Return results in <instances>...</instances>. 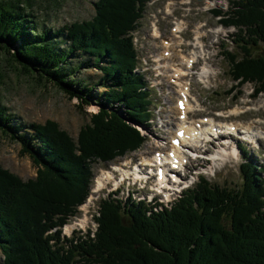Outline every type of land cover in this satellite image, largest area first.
I'll return each instance as SVG.
<instances>
[{"label": "trees", "instance_id": "16d2710c", "mask_svg": "<svg viewBox=\"0 0 264 264\" xmlns=\"http://www.w3.org/2000/svg\"><path fill=\"white\" fill-rule=\"evenodd\" d=\"M36 2L0 0V52L24 74L78 100L79 109L96 104L99 111L74 140L54 121L25 125L0 104V135L20 144L38 168L35 179L23 181L0 165L3 264H264L263 168L247 162L240 189L201 177L160 211L108 198L95 238L62 240L56 229L89 197L93 163H112L146 141L136 125H150L154 102L136 72L133 33L148 0H98L92 20L58 30L36 17ZM228 16L223 24L246 35L237 43L241 59L225 53L231 73L242 85H258L257 95L264 91V55L253 57L250 49L264 46V0H240ZM84 69L103 76L91 86Z\"/></svg>", "mask_w": 264, "mask_h": 264}, {"label": "rangeland", "instance_id": "374dc122", "mask_svg": "<svg viewBox=\"0 0 264 264\" xmlns=\"http://www.w3.org/2000/svg\"><path fill=\"white\" fill-rule=\"evenodd\" d=\"M239 1L148 0L146 3L139 28L133 33V37L138 52L137 72L144 75L153 93L152 120L146 127L136 125L146 139L141 149L109 164L93 163L94 175L92 189L90 188L91 195L86 204L81 207L79 214V217L82 216V218L86 214L88 215L89 229L95 230L97 227L93 216H97L102 200H107L112 191L111 187H108L107 190H102L107 186L99 189L97 187L98 175L103 173L104 169L107 170L112 164H119L133 157L151 156L153 153L159 152L158 147L150 148L155 139L164 138L162 145L166 146L168 151L171 149L170 140L173 134L165 135L167 132L165 122H168L166 118L169 113L171 115L178 112L179 108L176 102L179 97L173 93L169 77H166L164 73L165 68L160 66L162 62H158L156 59L165 47L163 43L172 39L175 34L173 28L176 27V22L184 24L183 31L176 34L182 41L180 47L176 49V53L180 52L190 57L192 50H195L194 46H199L196 43L198 42L196 41V31L199 28L202 35L200 41L204 45L205 54L203 53L200 62L195 65L193 73L197 74L205 62L213 70L208 85L200 84L196 77L192 79L190 101L194 110L199 109L202 112L193 113L195 116L191 114L189 117H195L194 120L209 119L214 117L217 111H220L219 113H222L224 118L218 120L241 125L256 123L258 127L264 129V91L255 95L258 85L249 82L242 85L240 81H235L225 54L233 52L238 55L239 59L244 55L237 43L246 37L245 33L240 34L237 28H227L222 23V20L229 18L228 14L235 9V3ZM96 2L98 0H37L35 4L36 17L40 21H45L47 28L58 30L76 22L92 20L95 16L94 5ZM209 2L213 9L207 8ZM183 3L187 4L184 6ZM220 11L221 15L216 13ZM157 34L158 38H156ZM66 46L67 44H64V47ZM198 51L201 52V49L199 48ZM250 51L253 57L264 55V46L251 48ZM174 59L175 64L180 62L179 58ZM102 76V73L95 69H84L81 72V77L86 79L91 86L97 84ZM103 91L105 89L100 87L96 90L97 93ZM169 97L172 98V103H169ZM0 104L25 125H44L48 121H54L74 140L78 139L82 128L90 125L92 115L99 111L96 104L86 106L84 110L79 109L81 103L78 100L69 99L63 92L44 80L38 79L36 75L24 74L21 68L12 62L10 56L4 52H0ZM131 127L134 126L131 125ZM237 140L238 138L235 137L237 145L235 142H231L233 145L231 144L230 151H232V147L238 148L240 144L242 151L238 150L237 155L231 154L230 160H216L215 163L206 160L189 163L188 170L193 173L195 167V175L188 178V187H193L199 182L200 177H204L212 185L240 189L244 182L242 173L244 162L263 168L260 184L264 185V139L256 144H245L247 147ZM219 142L215 141L212 145L209 144L207 150L212 154L217 152L215 149L219 150ZM202 154L204 155V152ZM206 158L209 159L208 155ZM0 165L23 181L35 179L38 174V168L35 167L32 160L22 154L21 145L3 135H0ZM179 195L171 194L169 202L158 200L156 204L170 208L171 202ZM120 197L126 198V191L119 194L118 198ZM82 234L86 235L87 233L83 232ZM91 237L95 238L92 235ZM3 261L4 257L0 250V264H3Z\"/></svg>", "mask_w": 264, "mask_h": 264}, {"label": "bare ground", "instance_id": "6f19581e", "mask_svg": "<svg viewBox=\"0 0 264 264\" xmlns=\"http://www.w3.org/2000/svg\"><path fill=\"white\" fill-rule=\"evenodd\" d=\"M212 2V1H211ZM175 4V3H174ZM211 4L210 2L207 3V7H210ZM171 11V10H170ZM184 29V24L181 22L176 23V28L173 30V33H175L169 41H163V46L164 49L160 54L158 55L156 61L162 62L160 63V66L165 68V74L166 77H169V84H171L173 87V93L174 95H178V99L176 102V105H178V101L183 103L185 105V110L181 111L178 110L177 113H172L167 116L166 119H168V122L166 123V131L165 135L168 136V134H173V138L177 137L180 140V145L179 146H173L169 150L172 152L171 154H167V156L170 158V162L167 158L165 157V162L170 163V166L168 169H166L163 174H162V179L160 184H163L166 181V175L168 171H171V173H177L176 171L183 168V163L185 162V157L181 156L183 152H185L186 148H191L193 147L192 144L196 142H200L201 139H213L214 137L217 136L218 131L216 126V121L214 119H204L200 118L198 120H194L195 117L191 116L196 110H194V106L192 105L190 101V95H191V82L192 79L195 77L197 80L200 82V84L203 85H208V83L211 80V75H212V68L208 67L206 62L201 66V72H197L194 75H192L193 72V67L194 64H198L200 62V59L203 56V53L205 54V49L204 45H202L200 39H201V33L199 32V28H197L196 31V42L199 44V46L195 43L194 46L195 50L190 53V57H187L186 55L182 54L179 52V54L176 53V49L180 47L181 45V40L179 37L176 36L177 33L182 32ZM199 29V30H198ZM221 31V30H220ZM158 34L156 35V38H158ZM201 49V52L198 51V49ZM210 55V54H209ZM174 58H179L180 62L175 64V59ZM164 62V63H163ZM163 64V65H162ZM171 75V76H170ZM168 79V78H167ZM170 86V85H169ZM169 103H172V98L169 97ZM199 103V102H198ZM238 111V110H237ZM196 113V112H195ZM197 114V113H196ZM178 115V117H177ZM194 115V114H193ZM195 116V115H194ZM197 118V117H196ZM224 126L227 127V130L230 134L232 130H234L235 126V132L234 134L241 135L240 139H248L250 142L256 144L259 142V140L264 139V129L261 127H258L256 123H250L248 125H241L239 123H225L223 124ZM165 127V126H163ZM238 129L242 130L241 132L238 131ZM220 135H224L223 133H220ZM224 137V136H223ZM164 139V138H163ZM163 139H155L154 144L150 146L152 147H158L159 149L164 150V147L162 144ZM200 139V140H198ZM224 140L219 142V150L215 153H210L209 150H206L204 152V155H208L209 160H211L213 163H215L216 160H226L231 158V154L237 155L238 149L235 147H232V151H230L231 147V140L230 138H223ZM161 144V145H159ZM214 149V147H213ZM237 157V156H236ZM129 159V158H127ZM158 159V157H157ZM156 160V159H155ZM230 160V159H229ZM157 161V160H156ZM150 163H153V159H149ZM212 163V164H213ZM130 165V161L127 160L126 162L123 163V167ZM141 165V164H140ZM152 165V164H151ZM165 166H167L165 164ZM116 167V166H115ZM168 167V166H167ZM115 171L121 172L122 176H126V174L129 175V170L127 169H113ZM176 170V171H175ZM138 175V174H136ZM98 189L100 187H105L106 184L112 180H115L114 175L111 171H106L98 175ZM97 176V177H98ZM139 179V178H136ZM123 178L121 179V181ZM176 182V181H174ZM169 189L171 186L168 187ZM84 223V222H82ZM72 227H68V230H71Z\"/></svg>", "mask_w": 264, "mask_h": 264}]
</instances>
